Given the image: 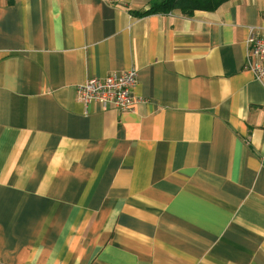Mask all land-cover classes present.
I'll return each instance as SVG.
<instances>
[{"label":"crops","instance_id":"crops-1","mask_svg":"<svg viewBox=\"0 0 264 264\" xmlns=\"http://www.w3.org/2000/svg\"><path fill=\"white\" fill-rule=\"evenodd\" d=\"M0 0V264H264V0ZM136 69L132 109L76 87Z\"/></svg>","mask_w":264,"mask_h":264},{"label":"built area","instance_id":"built-area-1","mask_svg":"<svg viewBox=\"0 0 264 264\" xmlns=\"http://www.w3.org/2000/svg\"><path fill=\"white\" fill-rule=\"evenodd\" d=\"M247 48L245 69L257 81H264V31L260 35L251 32ZM137 81L136 69L90 78L77 85L76 98L85 108L97 105L101 110H132L140 102L132 95Z\"/></svg>","mask_w":264,"mask_h":264},{"label":"trees","instance_id":"trees-1","mask_svg":"<svg viewBox=\"0 0 264 264\" xmlns=\"http://www.w3.org/2000/svg\"><path fill=\"white\" fill-rule=\"evenodd\" d=\"M223 1L224 0H150L149 9L139 14L140 16L146 14H166L174 9H178L184 14L190 15L194 11L212 9Z\"/></svg>","mask_w":264,"mask_h":264},{"label":"bare ground","instance_id":"bare-ground-1","mask_svg":"<svg viewBox=\"0 0 264 264\" xmlns=\"http://www.w3.org/2000/svg\"><path fill=\"white\" fill-rule=\"evenodd\" d=\"M138 82V81H137Z\"/></svg>","mask_w":264,"mask_h":264}]
</instances>
